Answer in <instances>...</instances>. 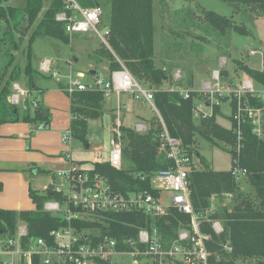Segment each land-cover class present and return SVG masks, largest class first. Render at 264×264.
<instances>
[{"label":"trees","instance_id":"1","mask_svg":"<svg viewBox=\"0 0 264 264\" xmlns=\"http://www.w3.org/2000/svg\"><path fill=\"white\" fill-rule=\"evenodd\" d=\"M6 1L0 0V126L20 120L43 124L49 121V111L39 101L38 106L34 107L32 101L35 99L27 98L28 107L23 110L11 98L15 83L23 82L30 93L40 89L34 84L37 69L32 64V43L37 36H49L71 43L73 36L67 33L65 23L56 19V15L65 10V0H26L23 6L9 5ZM77 1L83 7H101L107 12V16L102 17L100 23V28H108L107 43L101 41L94 47L91 55L95 60L106 61L109 73L124 65L143 85L155 89V105L165 127L170 135L182 141L190 157L188 180L195 210L211 220L222 221L224 231L220 235L213 231L211 223L202 225L203 231L211 235L210 249L221 258L217 264H246L249 259L256 260V264H264V138L257 137L251 123L246 121L240 127L241 145L237 151L236 123L232 115L229 116L228 126L220 122L221 104L214 105L211 116H195L196 103L204 99L201 93L193 89V65L199 64V61L181 62V57L178 58L171 52L168 61H163L162 65L156 64L154 0ZM222 1L232 4L235 12L245 9L254 18L264 15V0ZM194 18L184 16L181 22L189 29L200 32L195 36L197 40L210 37L221 42V38L232 31L248 33L245 26L235 23L233 17L212 10H202V15L197 18L194 15ZM165 33L171 35L174 32L167 30ZM20 51L24 62L17 54ZM238 66L247 76L264 85V73L261 69L252 68L242 61L238 62ZM177 71H180L181 78L176 80V84L179 85L178 88L181 87L179 89L190 90L188 98L179 89L172 91L163 87L166 82H173ZM90 73L95 75L97 71ZM220 74L222 81L230 78L228 68H221ZM60 87L66 91L67 84H61ZM68 95L72 114L69 130L74 139L86 144L90 121L103 117L104 93L100 90H87L74 91ZM245 98L253 106H264V100L249 95ZM225 101L226 98H221V102ZM232 105L234 107V101ZM162 131L163 125L159 121L156 126L153 123L148 126L145 132H139L124 124L122 168H115L109 161H102L95 162L90 171L108 177L113 187L121 192L156 193L151 186V176L173 165L166 151L161 149ZM199 136L212 145L227 150L231 154L232 166L234 159L238 157L240 166L247 170L246 176L251 184L249 191L242 189L240 181L232 173V167L229 170L213 169L212 163L194 146ZM194 156L197 161H194ZM125 162L128 166L124 168ZM2 189L3 184L0 181V191ZM224 195L230 196L232 205L223 204ZM30 196L36 205L33 210L16 211L0 207V230H10L13 234L17 223L23 221L27 224L29 237L52 241L51 232L66 222L62 216L46 211L44 202L58 198V194H42L32 189ZM215 197L218 199L216 209L210 213ZM91 218L76 220L74 224L82 230H88L90 235H98L97 239L101 235L109 234L118 239L121 247H125V239L137 238L139 229L144 226L156 224L166 244L177 236L180 229L189 227L188 216L174 211L161 218L143 212L125 211L98 213Z\"/></svg>","mask_w":264,"mask_h":264},{"label":"built area","instance_id":"2","mask_svg":"<svg viewBox=\"0 0 264 264\" xmlns=\"http://www.w3.org/2000/svg\"><path fill=\"white\" fill-rule=\"evenodd\" d=\"M103 14L101 7L88 8L81 6L77 0H65V10L58 13L56 19L65 23L66 31L70 35L93 31L107 43L108 28L100 31ZM41 69L50 71L51 63L45 62ZM261 70L264 73V64ZM174 78H181L180 71L176 72ZM213 78L216 79L215 83L203 82V88L197 90L209 99L205 98L196 103L195 116H211L214 105L221 104V98H226L230 102L234 101L231 115L236 123L237 151L241 145L240 127L246 121L251 123L257 137L264 138V106H253L245 98L249 95L264 100V86L257 88L252 79H243L239 86L223 84L220 70L213 72ZM167 89L173 91L179 88L173 85ZM87 90H100L105 98L113 94L117 97L114 127L110 138L109 162L113 167L121 169L123 162V116L129 106L122 101L123 94H128L131 101L139 100L149 104L155 112L157 121L163 125L160 134L161 149L166 151L173 165L151 176V186L156 193L121 192L113 187L108 177L73 164L70 144L72 134L68 129L63 135V142L67 148L64 150V156L70 160V167L57 173L56 176L60 177L62 182H58L57 177H54L44 189V194H58V198L44 202V209L62 216L66 223L51 232L52 241L29 237L27 224L23 221L17 223L13 234L10 230H0V264H217L221 258L210 249L211 235L203 231L202 225L211 223L213 231L220 235L224 231L222 221L211 220L207 215L195 210L188 180L190 157L182 141L170 135L165 127L155 105V89L143 85L122 65L108 76L95 74L87 81L71 78L66 87L70 94ZM179 90L186 98L190 96V90ZM30 95L26 87L15 83L11 100L26 110V100ZM32 103L34 107L38 106V101L33 100ZM205 106H209L210 110L205 111ZM133 127L139 132H145L148 128L145 123H135ZM232 173L235 176L247 175V170L240 166L238 157L234 159ZM165 193L170 195L168 202L165 201ZM124 211L143 212L158 218L174 211L188 216L189 227L180 229L177 236L166 244L156 224L144 226L139 229L137 238L125 239V247H121L118 239L109 234L101 235L97 239L98 235H90L88 230H82L74 224L76 220H90L92 215L98 213ZM4 254H12L14 257L4 260Z\"/></svg>","mask_w":264,"mask_h":264},{"label":"rangeland","instance_id":"3","mask_svg":"<svg viewBox=\"0 0 264 264\" xmlns=\"http://www.w3.org/2000/svg\"><path fill=\"white\" fill-rule=\"evenodd\" d=\"M15 2L26 4L25 0H9V3L16 4ZM202 10H212L221 15L233 17L235 23L245 26L248 33L241 34L232 31L228 33V36L222 37L221 42L212 40L210 37L197 40L195 36L200 34V32L193 28L189 29L185 24L182 25L181 20L184 19V16L195 19L194 15L196 18L197 16H201ZM178 11H180L178 15H175ZM104 16H107V12L105 11L103 17ZM101 28L100 31L102 32L105 27L101 26ZM166 29L168 31L173 30L174 33L171 35L166 34ZM154 31V59L157 65H162L164 64L163 61H168V58H171V52L178 56V58L181 57V62L183 60L195 61V63L199 61V64L193 65L195 70L193 89L195 90L200 91L205 81L215 83L216 79L213 78V72L218 69L228 68L230 77L234 80L233 83L240 85L241 80L244 79V72L240 70L238 62L242 61L255 69H261L264 64V15L255 16L254 18V16L250 14V11H245V9L240 12H235L232 4L222 0H154ZM72 36L71 43H65L62 40L49 36H37L32 43V64L34 68L37 69L34 75V84L42 89H37L40 99L38 100L37 97L35 98L36 101H39L41 105L45 106L49 111V127L41 129L40 127L42 124L32 123L34 126L33 131H31V134L25 135L26 137L31 136V138L34 139L33 147L48 141V145L51 146L48 150L54 151L57 148L58 142L61 141L62 148L64 146V149H67L63 142V135L69 129L71 114L69 110V95L60 87L61 84H67L71 78L87 81V78H92L90 77L91 71H97L98 74L102 75L108 74L109 69L107 62L96 61L91 55L94 47L99 45L102 41L100 35L90 31L87 33L82 32L73 34ZM26 45L27 44H25V46ZM172 45L173 47H171ZM162 48L165 49V53L163 54ZM21 53L22 51L17 54L21 57L22 62H24ZM48 61L51 63V70L43 71L41 69L42 65ZM201 65L209 67L202 76L199 73ZM174 67L173 72H175L176 69L175 64ZM80 73L86 76L80 77V75H82ZM172 80L173 82L164 85H169L168 87L175 85L178 87L179 85L176 84L178 81L175 79ZM18 84H20L21 87H25L23 82ZM35 94L36 90H33L32 95ZM203 96L204 99H209L208 96ZM114 97H116V95H114ZM222 104V114L219 120L223 125L227 126L230 124L229 116L232 113V108L229 102H224ZM18 106L21 107L20 105ZM109 107L110 100L109 97H106L103 117L91 120L89 123L87 135L88 142L86 144L74 138L70 139L71 145H74L75 150L74 154H71V158L73 159L74 156L76 159L85 160L83 164L86 169H90L96 161H108L109 159V139L111 136L112 124H114V122L111 124L112 120ZM205 109L210 110L209 107H205ZM124 114H126L125 117L123 116L124 124L128 126L133 127V123L142 121V118L147 120L148 126L152 125V123L156 126L157 123L155 112L151 109L149 104L141 101L132 102L129 109ZM25 123L28 122L20 120L18 122L4 123V129L12 131L11 134L5 135L4 138L15 140L16 136L14 134L23 136L21 134L25 131ZM194 146L200 154L206 156L212 163L213 169H231L232 158L227 150L212 145L209 141L200 136L197 137V143H195ZM63 158L64 161L70 163V160L65 156ZM193 159L197 161L196 156H194ZM126 166H128V164L125 162L123 167L125 168ZM69 167L70 166L65 167L66 170L69 169ZM236 178L240 181L244 191L250 190L251 184L247 176H236ZM39 180L41 182L43 179L41 178ZM57 181L62 182V179L58 177ZM169 196V193H165L164 198L166 202L169 201ZM222 197L224 205L233 204L230 196L224 195ZM27 198L34 206V208L33 206L32 208L35 209L36 205L33 200H31L30 196H27ZM217 201V197L213 198L212 203L214 205L212 204L213 206L209 210L210 213L215 211ZM13 257L14 255L12 254L2 255L4 260H10ZM246 264H256V260L249 259Z\"/></svg>","mask_w":264,"mask_h":264},{"label":"crops","instance_id":"4","mask_svg":"<svg viewBox=\"0 0 264 264\" xmlns=\"http://www.w3.org/2000/svg\"><path fill=\"white\" fill-rule=\"evenodd\" d=\"M17 1V0H15ZM21 1V0H19ZM26 1V0H25ZM16 4L9 3V0L6 1V4L13 5V6H23L25 4H22L21 2H15ZM20 3V4H18ZM24 3V2H23ZM226 62V61H225ZM225 66V65H224ZM208 67V66H207ZM209 68V67H208ZM208 70V69H207ZM219 70V69H218ZM221 70V69H220ZM94 73V72H93ZM200 73V72H199ZM82 74L81 77H83L85 74ZM98 74V73H97ZM201 76L204 73H200ZM91 74L90 77H92ZM102 75V74H101ZM109 75L108 74L104 76ZM86 76V75H85ZM244 79H252L250 76H247L245 73L243 75ZM242 78V79H243ZM231 79V77H230ZM225 80L222 83L223 84H229L231 86H239L236 85V83H233V79L231 80ZM87 80H91V78H87ZM254 80V79H252ZM242 81V80H241ZM255 81V80H254ZM208 82V81H205ZM256 82V81H255ZM170 83V82H168ZM167 84V82L165 83ZM257 88H262L264 85H261L259 83H255ZM169 85H164L163 87L165 89L168 88ZM173 86V85H172ZM42 90V89H39ZM195 90V89H194ZM43 93V91H42ZM29 98H33L36 100L35 97L40 99L38 97V91L36 90V94L32 95V92L30 93ZM115 94L111 95L109 97L110 100V115H111V124L114 122V108L117 104V97H114ZM124 95V96H123ZM122 95V101L127 103L129 106L133 101L130 100V96L128 94ZM139 101V100H135ZM143 102V101H141ZM229 102L231 105V108H233L232 102ZM145 103V102H144ZM224 102H221V104ZM223 105V104H222ZM221 105V108H222ZM128 106V109H129ZM209 107V106H205ZM204 107L205 111L206 110ZM127 109V110H128ZM210 109V107H209ZM69 110L71 114V104H70V97H69ZM126 110V111H127ZM125 111V113H126ZM104 115V114H103ZM126 114H124V117ZM156 116V114H155ZM157 117V116H156ZM72 119V114H71ZM70 119V123H71ZM142 121L137 123H145L147 125V120H144V118L141 119ZM48 123V124H47ZM124 123V120H123ZM47 124V126H45ZM135 123H133L134 126ZM7 125V124H6ZM25 131L20 134H14L16 136L15 140H8L5 139L4 136L11 134L12 131L5 130L4 124L0 126V181L3 184V189L0 191V207L4 209H12L16 211L20 210H33L34 206L32 203H30V200L27 198V196H30V191L36 190L42 194H44V189L46 186L50 185L54 177L58 176V171H65L66 168L70 166V163L64 161V146L62 148V142L59 141L57 144V148L54 151L48 150L51 146L48 145V141L44 142L40 145H35L36 147H33L34 145V139L30 137H26V134H31V131H33V124L31 123H25ZM111 128V136L113 132L114 124H112ZM228 126V125H227ZM49 127V122H45L41 125V129H46ZM148 127V125H147ZM70 128V124H69ZM110 136V138H111ZM37 137V136H36ZM35 137V138H36ZM73 138V137H72ZM71 144V143H70ZM109 147H110V139H109ZM111 148V147H110ZM110 148H109V156H110ZM74 145H71V153L74 154ZM73 164L80 166L84 170H90L93 168V166L90 167V169H86L84 167V161L81 159H76L73 156ZM109 161V159H108ZM96 162H102V161H96ZM43 179L41 182L39 179ZM42 185H41V184ZM31 198V196H30ZM32 200V198H31ZM33 206V208H32Z\"/></svg>","mask_w":264,"mask_h":264},{"label":"water","instance_id":"5","mask_svg":"<svg viewBox=\"0 0 264 264\" xmlns=\"http://www.w3.org/2000/svg\"><path fill=\"white\" fill-rule=\"evenodd\" d=\"M208 67L206 65H201L200 66V69H199V72L200 73H205L207 71ZM94 71H92L93 73ZM48 124V123H47ZM47 124L45 126H47Z\"/></svg>","mask_w":264,"mask_h":264}]
</instances>
